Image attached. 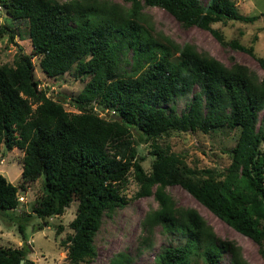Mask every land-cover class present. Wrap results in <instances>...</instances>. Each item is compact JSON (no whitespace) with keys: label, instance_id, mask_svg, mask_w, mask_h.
Returning <instances> with one entry per match:
<instances>
[{"label":"trees","instance_id":"trees-1","mask_svg":"<svg viewBox=\"0 0 264 264\" xmlns=\"http://www.w3.org/2000/svg\"><path fill=\"white\" fill-rule=\"evenodd\" d=\"M2 1L9 17L27 21L31 51L17 54L12 63L0 62V144L23 150V182L43 174V191L32 207L42 220L39 227L76 201L66 260L59 264H85L95 257L94 238L103 215L126 203L121 188L130 172L139 185L136 195L152 194L158 202L143 217V230L149 233L160 224L185 235L183 243L163 247L155 264H194L193 254L205 264H219L224 250L232 264H250L240 247L217 236L195 207L174 201L166 190L171 184H180L264 253V74L239 62L228 66L191 42L152 33L141 8L158 5L183 25L208 29L220 43L251 54L264 70V57L253 46L227 41L211 26L223 18L251 21L256 15L238 13L233 0H124L127 5L108 0ZM6 32L13 36L0 27V35ZM33 55L48 76L73 65L78 75L89 76L73 99L79 111L67 110L38 87ZM195 85L186 110L179 113L172 104L168 109L163 105ZM93 101L113 113L100 115ZM222 125L239 127L224 170L187 166L181 152L157 141L172 129L208 132ZM149 138L154 157L145 170L136 145ZM18 202V185L0 173V211L15 209ZM18 227L24 231L21 222ZM142 239L146 243L147 235ZM27 253L24 246L0 245V264H19L21 258L26 264ZM132 259L119 250L105 264Z\"/></svg>","mask_w":264,"mask_h":264},{"label":"rangeland","instance_id":"rangeland-1","mask_svg":"<svg viewBox=\"0 0 264 264\" xmlns=\"http://www.w3.org/2000/svg\"><path fill=\"white\" fill-rule=\"evenodd\" d=\"M108 1L128 4L124 0ZM200 1L204 3L207 0ZM233 1L238 13L256 15V17L251 21L223 18L211 23V26L218 28L225 40L236 39L243 45H251L255 54L264 57V0ZM141 9L152 24V33H161L178 43L191 42L198 50L209 53L228 66L233 62H239L254 70L259 76H263L264 70L256 58L229 43H220L208 29L197 25H183L169 11L158 5H143ZM0 27L13 34L12 37L7 32L0 35V62L12 63L17 54L30 53L31 42L27 21L9 17L2 0H0ZM127 55L129 57L127 67H130L131 52ZM31 59L35 77L38 79V87L47 95L60 100L67 110L79 111L73 99L89 76L78 75L74 65L62 74L48 76L39 66V56L33 55ZM196 89H198L197 85L187 93L176 95L172 102L163 105L168 109L172 104L180 113L187 109L189 99ZM91 104L102 116L109 117V114L113 113L112 109L99 106L96 101ZM261 114L260 110L257 123L260 122ZM133 132L137 137V132L135 130ZM238 133V126L226 125L215 127L208 132L200 129H172L157 141L163 147L167 145L169 150L181 152L187 166H205L224 170L231 162L229 148L235 144ZM261 146L264 148V141ZM151 148V138L139 141L136 145L137 153L144 156L142 165L145 170H150L151 160L154 157ZM22 156L23 150L19 147L8 149L3 143L0 144V173L18 185V194L23 197L21 200L18 198L19 202L15 209L0 211V245L26 247L28 250L26 264H59L66 260L67 235L72 231L69 221L75 214L76 201L72 200L62 214L47 217L48 225L39 227L38 222L42 220L33 214L32 207L43 191V174L36 180L23 182ZM22 182L25 184L24 188L20 185ZM138 187L136 179L130 172L121 188L127 201L124 205L115 207L110 213H104L94 238L96 255L85 264H105L119 250L132 254L133 259L129 264H155V255L163 247L184 242V234L179 231L164 230L160 224L155 225L149 233L143 230L141 223L143 217L147 211L156 208L158 202L152 194L137 196ZM166 190L177 204L195 207L212 226L217 236L234 241L240 247L242 256L250 264H264V253L259 250L254 240L218 218L180 184L167 185ZM19 222L24 224V231L19 229ZM145 235H147L146 243L142 239ZM230 256L229 251H222L219 264H232ZM192 258L194 264H205L199 254H193Z\"/></svg>","mask_w":264,"mask_h":264},{"label":"built area","instance_id":"built-area-1","mask_svg":"<svg viewBox=\"0 0 264 264\" xmlns=\"http://www.w3.org/2000/svg\"><path fill=\"white\" fill-rule=\"evenodd\" d=\"M18 198L21 200V199H23V197L20 195V194H18Z\"/></svg>","mask_w":264,"mask_h":264},{"label":"water","instance_id":"water-1","mask_svg":"<svg viewBox=\"0 0 264 264\" xmlns=\"http://www.w3.org/2000/svg\"><path fill=\"white\" fill-rule=\"evenodd\" d=\"M23 261H24V259H23V258H21V260H20L19 264H22V263H23Z\"/></svg>","mask_w":264,"mask_h":264}]
</instances>
